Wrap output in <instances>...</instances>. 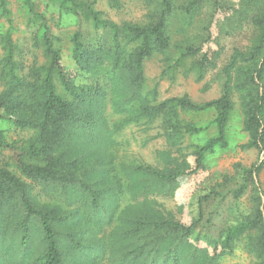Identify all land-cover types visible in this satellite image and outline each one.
I'll return each mask as SVG.
<instances>
[{
  "label": "rangeland",
  "instance_id": "1",
  "mask_svg": "<svg viewBox=\"0 0 264 264\" xmlns=\"http://www.w3.org/2000/svg\"><path fill=\"white\" fill-rule=\"evenodd\" d=\"M174 1L168 25L170 47L154 51L145 59V81L141 88L133 89L118 77L109 58L92 68H82L74 55L72 37L81 29L85 45L111 47L114 52V28L122 30L126 23L151 22L160 0H0V93L7 86L1 74L8 34L14 42L13 59L19 76L35 80V70L48 66L43 44L45 17L62 63L71 71L75 83L96 86L102 94L95 111V120L100 117L102 121L94 126L81 122L70 126L68 139L49 156L60 159L58 174H78L94 187L107 188L99 209L92 206L91 197L78 182L42 179L26 170V166L44 167L48 163L46 156L31 152L32 148H40L44 140L35 126L11 118L17 115L16 110L0 107V171H8L25 183L24 195L36 208L70 216L71 229L87 246L77 252L66 242L65 251L72 263L155 264L153 260L157 259L159 264H165L166 255H174L175 251L178 257L189 259L178 264L264 261L254 249L260 231L251 222L257 207L264 214V163L243 192L233 191L243 180V169L264 160V151L245 127L248 102L257 86L243 85L242 73L244 68L261 65L264 49L256 61L241 60L239 56H248L264 33V26L257 22L264 20V0H202L190 9L193 0ZM91 11L107 24H96ZM119 41L125 50L140 43H129L123 33ZM187 47L200 49L183 57ZM205 53L208 60H203ZM233 61L230 72L234 106L226 140L206 152L202 166L196 170L195 151L218 134V110L177 108L168 113L152 107L176 96L187 95L197 103L219 98L227 79L226 67ZM45 72L42 70L41 75ZM54 81L65 98L73 99L56 73ZM257 82L263 91L264 71ZM147 105L150 109L146 110ZM83 109L88 112L90 108ZM72 155L79 156L77 161L65 163ZM83 169H88L85 174ZM174 169L185 174L165 186L152 175L154 170ZM227 192L222 199L220 195ZM1 215L0 264H19L17 254L27 247H21L16 223L25 216V210L12 202ZM138 215L194 227L185 234L186 229L178 232L150 224L136 238H129L126 230ZM32 221L33 241L28 249L37 254L45 244L39 221ZM140 244L145 251L142 258L135 261L125 256ZM171 261L175 264L174 258Z\"/></svg>",
  "mask_w": 264,
  "mask_h": 264
},
{
  "label": "trees",
  "instance_id": "2",
  "mask_svg": "<svg viewBox=\"0 0 264 264\" xmlns=\"http://www.w3.org/2000/svg\"><path fill=\"white\" fill-rule=\"evenodd\" d=\"M202 0H193L188 6L190 9L194 4ZM174 0H160L157 11L155 12L151 22L147 24L126 23L124 28L120 30L119 27L114 28V41L116 51L111 52V47L98 46L95 44L85 45L82 41L81 29H78L73 37L74 55L77 63L82 68H92L96 64L105 62L106 59H111L112 67L118 70L119 78L122 82L128 84V88H141L145 81L144 75V61L147 57L153 54L154 51L163 52L170 47V35L168 34V25L170 16L175 10ZM94 13V11H91ZM96 24H107L101 21L94 13ZM257 22L264 26V20L258 19ZM43 44L45 53L49 57L48 66L43 67L45 74L41 75L42 70L36 69V79L26 81L25 78L19 76L16 72V63L14 57V42L11 35L5 37L4 47L6 48V56L4 57V65L2 67V79L6 80V89L0 93V107L10 106L17 111L16 116L11 118L19 123L31 124L35 126L42 138L43 144L40 148H32L31 152L34 155H44L49 158L48 163L44 167H25L29 172L34 173L38 178L69 181L70 183L78 182L80 186L85 189L92 200V206L95 209L101 208V196L105 193L107 188L94 187L91 182L80 178L77 175L58 174V169L61 166L59 158H50V154L57 150L56 147L62 145L64 140H67L66 135L70 132V126H75L81 122L84 126L97 125L102 120L100 117L96 121L97 116V99L102 95L101 91L96 86H79L75 83L74 77L70 70H67L63 63L59 50L54 45V37L51 32L47 19L43 17ZM123 33L128 38L129 43L138 40L140 43L131 49H121L119 36ZM200 48L187 47L182 52V56L194 55ZM264 49V33L261 36L258 44L252 49V52L246 56L240 53V59L246 61H256L257 56ZM111 53V54H110ZM208 54L205 53L203 60H208ZM235 65L233 61L226 67L227 79L224 82L222 95L212 101L205 103H197L189 96H176L166 99L162 103L152 107L155 111H170L175 112L177 108L204 110L214 107L218 110L217 114V136L211 138L205 145L198 147L194 155L196 156V170L202 166L205 158V153L211 150L216 143H223L226 140V128L230 119V114L234 106L232 99V85L230 69ZM264 71V60L261 65H256L255 68H244L242 73L245 75L243 85L251 84L257 86L255 94L251 95L250 102L246 111L245 127L248 129L254 139L255 144L261 147L264 151V90H260V84L257 78H261ZM54 73H56L61 81V85L65 92L73 97L67 99L57 89L54 81ZM124 84V83H123ZM263 84V82H262ZM95 104V106H94ZM83 106L90 108L88 112H84ZM149 105L145 107L147 110ZM91 108L93 110H91ZM151 108V109H152ZM150 109V108H149ZM194 130V129H193ZM72 157V158H71ZM79 156L72 155L65 160V163L76 162ZM99 158V157H98ZM264 160L253 166L252 168H244L242 171L243 180L233 191L238 194L243 192L246 187L253 180L254 173L258 172L263 165ZM65 165L64 163L62 164ZM88 169H83V174ZM91 171V170H90ZM190 173V172H187ZM185 172L181 169L168 171H152L153 177L157 183L162 186L176 181ZM26 185L13 174L8 171H0V216L4 210L11 206L12 202L18 203L25 210V216L17 221L18 231L21 233V247H27L24 251L18 252L19 264H89L72 263L68 261V255L65 251V244H71L72 248L79 252L85 250L87 246L82 243L77 236V232L72 230L68 221L69 215H62L51 209H38L30 200L25 197ZM20 194H22L20 196ZM229 193L221 194L222 199H225ZM33 219L39 221L42 232V240L45 244L43 251L34 254L29 251V245L33 241ZM132 225L126 230L129 238L137 237L142 229L148 228L150 224L156 227L167 228L171 231H181L186 229L188 234L192 231L194 225L186 226L181 222L174 220H161L150 218L145 215H138L133 219ZM252 226L259 228L260 234L258 241L254 245L255 251L259 256L264 258V214L263 209L259 206L255 210V217L252 219ZM173 237V236H171ZM170 240L167 239L166 241ZM165 241V242H166ZM4 246V245H3ZM186 247V246H185ZM144 245H136L125 253L127 258H142ZM179 253L175 251L166 255L165 264H170L174 258L175 264L178 262H185L182 257H178ZM145 260V259H144ZM155 264H159V260L154 259ZM134 264L135 262L132 261ZM172 262V261H171ZM260 264H264L262 261Z\"/></svg>",
  "mask_w": 264,
  "mask_h": 264
}]
</instances>
